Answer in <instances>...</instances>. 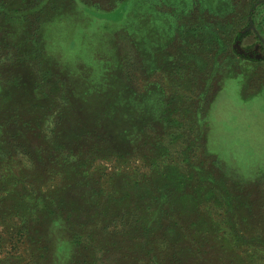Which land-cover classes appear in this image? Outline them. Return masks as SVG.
Masks as SVG:
<instances>
[{
	"label": "rangeland",
	"instance_id": "rangeland-1",
	"mask_svg": "<svg viewBox=\"0 0 264 264\" xmlns=\"http://www.w3.org/2000/svg\"><path fill=\"white\" fill-rule=\"evenodd\" d=\"M0 108V264H264V0H0Z\"/></svg>",
	"mask_w": 264,
	"mask_h": 264
},
{
	"label": "trees",
	"instance_id": "trees-1",
	"mask_svg": "<svg viewBox=\"0 0 264 264\" xmlns=\"http://www.w3.org/2000/svg\"><path fill=\"white\" fill-rule=\"evenodd\" d=\"M0 111H1V108H0ZM1 139V138H0ZM117 156H119L118 154H116ZM115 156V155H114ZM33 193V192H32ZM32 193H31V195H32ZM31 195H29L28 194V197H30ZM33 196V195H32ZM42 198V197H41ZM37 199H39V198H37ZM39 201H41V199H39ZM39 201H37V203H34V204H37V205H40V202ZM30 201L28 200V204H30L29 203ZM53 203H58V207H59V209H62V211H64V210H66V211H68V206L66 205V202H65V199H58V200H56V201H52ZM22 203V202H21ZM45 204H47V203H45ZM31 207L30 206H28V210L30 209ZM17 212H19V211H17ZM42 214V212H38L37 213V216L36 217H34V218H38L40 215ZM29 221V220H28ZM35 221V220H34ZM32 221L30 220L29 221V223H28V240H30V242H32V243H34V244H36V246H33V247H30L29 248V250H30V256H31V259H30V262H28V264H42L41 263V261H40V258H42V256L44 257V252H45V248H43L42 246H39L40 244H41V241L40 240H37L36 238L38 237V239H42L41 237H39V236H36V238H35V236L34 235H32V233H35V231H34V227H32ZM24 227V226H23ZM76 229H80L79 227H74V230H76ZM147 229V228H146ZM29 230H30V232H29ZM90 232H88V231H86V232H88V235H87V237L85 238L87 241H88V243L87 244H91V242H89V241H92V240H90L91 239V235L93 234V230H89ZM27 232V231H26ZM75 237H76V241H77V243H79V242H82L81 240H79L78 239V236H76V235H74ZM91 246H92V244H91ZM40 257V258H39ZM38 258H39V260H38ZM158 259H160V257H158ZM74 262V261H73ZM74 264H77L76 263V261L74 262ZM87 264H89V262H87Z\"/></svg>",
	"mask_w": 264,
	"mask_h": 264
}]
</instances>
